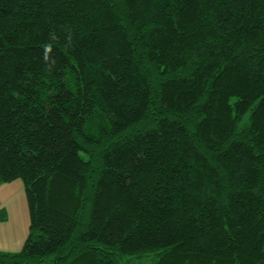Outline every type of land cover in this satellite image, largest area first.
<instances>
[{
  "label": "trees",
  "instance_id": "1",
  "mask_svg": "<svg viewBox=\"0 0 264 264\" xmlns=\"http://www.w3.org/2000/svg\"><path fill=\"white\" fill-rule=\"evenodd\" d=\"M17 178L0 264H264V0H0Z\"/></svg>",
  "mask_w": 264,
  "mask_h": 264
},
{
  "label": "rangeland",
  "instance_id": "2",
  "mask_svg": "<svg viewBox=\"0 0 264 264\" xmlns=\"http://www.w3.org/2000/svg\"><path fill=\"white\" fill-rule=\"evenodd\" d=\"M4 184L5 185L3 187L2 186L0 187V201L6 206L7 211L10 208L12 209L10 214L11 215L15 214L13 216V222L15 223L18 220V223L19 222L22 223V218L24 216L25 217L28 216L29 218V206H28V200H27L26 190L24 186V181L22 178H17L12 181L6 182ZM23 207L25 209H23ZM22 232H23V229H22ZM27 233L28 232L26 231L20 236L22 242L25 239ZM133 264H153V259L152 257H146L143 259L135 260Z\"/></svg>",
  "mask_w": 264,
  "mask_h": 264
},
{
  "label": "crops",
  "instance_id": "3",
  "mask_svg": "<svg viewBox=\"0 0 264 264\" xmlns=\"http://www.w3.org/2000/svg\"><path fill=\"white\" fill-rule=\"evenodd\" d=\"M4 185L5 184H2L1 186L3 187ZM23 209L25 208L23 207ZM11 211H12L11 208L7 211L6 206L0 201V248H1L0 250L18 251L23 247L24 241L28 235L27 233L25 239L22 242L20 236L26 231L29 232L30 216L29 218L28 216L27 217L24 216L22 218V223L20 222L18 223V220H17L15 224L13 222V216L15 214L11 215L10 214ZM2 214H6L5 219L2 218ZM22 229H23V232H22Z\"/></svg>",
  "mask_w": 264,
  "mask_h": 264
}]
</instances>
